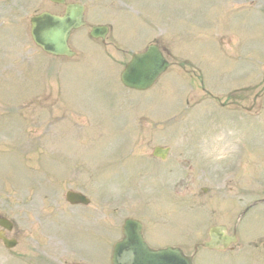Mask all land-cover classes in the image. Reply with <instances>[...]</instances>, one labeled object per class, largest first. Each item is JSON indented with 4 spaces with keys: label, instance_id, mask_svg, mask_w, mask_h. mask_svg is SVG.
I'll list each match as a JSON object with an SVG mask.
<instances>
[{
    "label": "rangeland",
    "instance_id": "rangeland-1",
    "mask_svg": "<svg viewBox=\"0 0 264 264\" xmlns=\"http://www.w3.org/2000/svg\"><path fill=\"white\" fill-rule=\"evenodd\" d=\"M84 1L92 24L115 28L109 45L134 53L130 47L158 40L184 67H172L149 91L121 90L122 68L106 62L120 56L86 41L82 30L72 41L76 59L57 62L31 50L36 59L0 81V130L9 141L0 136V217L14 222L8 234L18 243L0 244V264H110L128 217L143 222L152 248L191 255L211 226L231 233L239 213L264 199V0ZM45 2L37 0V13ZM239 6L257 10L231 13ZM2 11L7 24L18 20L22 28L2 30L18 42L5 39L0 52L8 41L27 47L29 5L5 0ZM57 63L67 66L62 73ZM243 88L239 111L233 93ZM187 137V145L206 148L187 147ZM206 143L220 146L210 151ZM157 146L170 149L166 161L153 158ZM207 151L226 158L209 163ZM238 157L240 177L223 185ZM70 190L90 205H68ZM236 232L232 250L201 248L193 264H264V247L249 248L264 239V204L248 209Z\"/></svg>",
    "mask_w": 264,
    "mask_h": 264
},
{
    "label": "water",
    "instance_id": "water-1",
    "mask_svg": "<svg viewBox=\"0 0 264 264\" xmlns=\"http://www.w3.org/2000/svg\"><path fill=\"white\" fill-rule=\"evenodd\" d=\"M64 4V0H52ZM84 9L79 5H67L65 16L58 18L50 15L35 17L31 20L32 36L37 45L46 53L55 56H71L66 43L72 30L83 25ZM103 38L105 29H94ZM169 67L162 55L153 47L142 54L134 55L132 62L121 75L123 85L136 91L149 89L159 76ZM165 150L156 149L154 155L164 158ZM68 201L72 204H87V199L79 194L68 193ZM142 224L135 220H127L123 226V240L113 249L112 264H192L190 257H185L177 248L150 249L144 241ZM210 241L201 244L202 247L214 250H225L236 242L235 236L229 237L225 227H215L209 231ZM13 247L14 243H7Z\"/></svg>",
    "mask_w": 264,
    "mask_h": 264
},
{
    "label": "bare ground",
    "instance_id": "bare-ground-1",
    "mask_svg": "<svg viewBox=\"0 0 264 264\" xmlns=\"http://www.w3.org/2000/svg\"><path fill=\"white\" fill-rule=\"evenodd\" d=\"M240 169H241V167H240ZM239 177H240V176H239ZM239 177H238V178H239ZM237 180H238V179H235L234 181H237Z\"/></svg>",
    "mask_w": 264,
    "mask_h": 264
}]
</instances>
